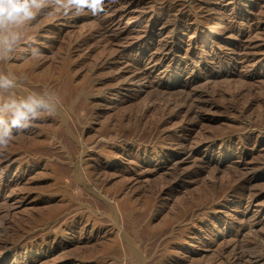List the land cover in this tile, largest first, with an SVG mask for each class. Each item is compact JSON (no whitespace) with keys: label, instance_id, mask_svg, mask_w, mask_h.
Here are the masks:
<instances>
[{"label":"rangeland","instance_id":"374dc122","mask_svg":"<svg viewBox=\"0 0 264 264\" xmlns=\"http://www.w3.org/2000/svg\"><path fill=\"white\" fill-rule=\"evenodd\" d=\"M134 1L48 3L0 47V110L53 106L0 154V264H264V0Z\"/></svg>","mask_w":264,"mask_h":264},{"label":"clouds","instance_id":"9594fccd","mask_svg":"<svg viewBox=\"0 0 264 264\" xmlns=\"http://www.w3.org/2000/svg\"><path fill=\"white\" fill-rule=\"evenodd\" d=\"M115 2V0H110ZM48 3L58 5L65 15L73 12L81 15L85 10L93 16L104 11L105 0H0V47L11 49L19 40V34L13 31L35 18L37 11ZM34 56L39 55L38 49H33ZM13 80L0 75V89L13 87ZM51 114L52 104L43 97L29 96L20 101L12 100L4 110H0V154H3L9 143L14 139L13 130L17 133L29 128L33 121L39 119L42 111ZM4 112L9 113L5 118Z\"/></svg>","mask_w":264,"mask_h":264},{"label":"bare ground","instance_id":"6f19581e","mask_svg":"<svg viewBox=\"0 0 264 264\" xmlns=\"http://www.w3.org/2000/svg\"><path fill=\"white\" fill-rule=\"evenodd\" d=\"M128 2V4H131L129 6H133L135 1L134 0H126ZM137 5V4H136ZM143 5V4H142ZM139 7V6H138ZM134 9V8H133ZM136 9V8H135ZM132 10V9H131ZM138 18V17H137ZM165 25V24H164ZM186 25V24H185ZM171 27V26H170ZM172 27H176V26H172ZM182 28H185V29H190L191 26H181ZM214 30V27L212 28ZM187 30V31H188ZM212 30V32H214ZM190 31V30H189ZM216 32V31H215ZM141 36V35H140ZM172 41V40H171ZM252 42V41H251ZM171 42H168L166 41L164 44H160L161 45V48L159 50V53L157 54V56L151 60H149V64L151 66L152 64V69H157L156 71H158L159 67L163 64H165L166 62H170L174 59L175 57V53L176 51H178L177 47H173V45L170 44ZM245 47V45H243ZM248 46V45H247ZM246 46V47H247ZM255 47V46H254ZM193 48V47H192ZM148 49V48H147ZM246 49V48H245ZM259 49V48H258ZM239 52H240V48H238L237 50H234L233 52V55H236L238 54L239 55ZM245 51H243L244 53ZM5 53V52H4ZM242 53V51H241ZM240 53V54H241ZM6 54V53H5ZM247 54V53H246ZM7 57V55L5 56ZM183 57V56H182ZM184 58V64L183 65H186L188 63V60H189V56L188 58L187 57H183ZM190 61V60H189ZM222 61H223V58L222 59H217V60H214L213 62L210 63H206L204 65H202L199 70H205L207 71V69H209V67H214L215 65L217 66H220L222 65ZM148 64V65H149ZM160 65V66H159ZM105 67V66H104ZM168 68V67H167ZM151 69V70H152ZM169 69V68H168ZM160 70V69H159ZM161 71V70H160ZM159 72V71H158ZM184 72V68H181L177 71L175 70H171V71H167V69L164 70V72L161 73V75H163V78H178L180 76H182L181 74ZM259 74V73H258ZM249 80L250 79H256L258 78L259 76L257 75L256 72H250L247 76H246ZM162 78V77H161ZM151 84H154L152 85V87H154V91L155 92H160V93H170L172 89V87L168 84H157V83H151ZM193 81H185V83H183V85H181L180 87L183 89L182 91V96L177 98L180 103H183L184 107H189L192 109V111H195L197 109H201L202 107L204 108V106L206 107H209V106H212L213 104H211L210 102H207L206 101V97L204 98V95H207V90H204V89H192V86H193ZM120 90H123L124 88L123 87H120L119 88ZM203 90V91H202ZM3 94V93H2ZM156 94V93H155ZM219 94V93H218ZM4 95V94H3ZM159 95V94H158ZM209 95V94H208ZM222 97V96H221ZM231 97V96H230ZM24 99L27 98V96H24L23 97ZM213 98V97H212ZM264 100H262L263 102ZM174 104V103H172ZM216 105V104H215ZM167 106V105H166ZM165 106V107H166ZM163 107V106H162ZM162 107H161V111H163V114H164V111L166 110V108L164 110H162ZM166 112V111H165ZM166 115V114H165ZM208 137V136H207ZM214 137V136H213ZM206 138V137H205ZM203 137V140L205 139ZM212 138V137H211ZM209 140V139H208ZM183 145V144H182ZM180 146V145H178ZM178 155V154H177ZM175 157V156H174ZM2 200V199H1ZM23 238V237H22ZM19 239V238H18ZM21 240V239H19ZM18 240V241H19ZM22 241V240H21ZM23 242V241H22ZM21 243V242H20ZM2 244H0V247H1ZM5 244H3L4 246Z\"/></svg>","mask_w":264,"mask_h":264}]
</instances>
